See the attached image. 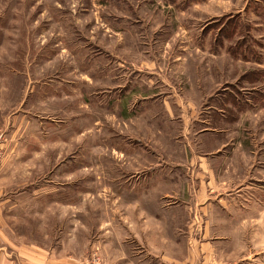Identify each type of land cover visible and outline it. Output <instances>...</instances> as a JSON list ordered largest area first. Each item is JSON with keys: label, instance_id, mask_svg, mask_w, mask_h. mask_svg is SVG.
Returning <instances> with one entry per match:
<instances>
[{"label": "rangeland", "instance_id": "rangeland-1", "mask_svg": "<svg viewBox=\"0 0 264 264\" xmlns=\"http://www.w3.org/2000/svg\"><path fill=\"white\" fill-rule=\"evenodd\" d=\"M151 165L264 264V0H0L7 243L104 264L110 192Z\"/></svg>", "mask_w": 264, "mask_h": 264}, {"label": "crops", "instance_id": "crops-1", "mask_svg": "<svg viewBox=\"0 0 264 264\" xmlns=\"http://www.w3.org/2000/svg\"><path fill=\"white\" fill-rule=\"evenodd\" d=\"M153 166H149L145 178H132L134 183L121 180L119 188L110 192L119 201L120 215L119 220L110 219L106 225L101 252L104 264H236L238 248L233 247L230 240L215 236L221 222L216 223L217 219L209 212L208 187L204 189L205 197L201 195L197 200L201 201L200 204L185 207L165 205L164 200L172 191L168 190V184L175 178L167 170L159 174L160 168H151ZM226 193H218L217 197L222 200L225 195L228 197ZM218 208L229 219L246 213L249 207ZM111 214L116 217L115 212L111 211ZM3 231L0 206V264H64L61 256L54 252L7 243ZM254 256L247 255L241 262L248 264Z\"/></svg>", "mask_w": 264, "mask_h": 264}, {"label": "built area", "instance_id": "built-area-1", "mask_svg": "<svg viewBox=\"0 0 264 264\" xmlns=\"http://www.w3.org/2000/svg\"><path fill=\"white\" fill-rule=\"evenodd\" d=\"M88 264V263H87ZM90 264H99L97 259H94Z\"/></svg>", "mask_w": 264, "mask_h": 264}]
</instances>
